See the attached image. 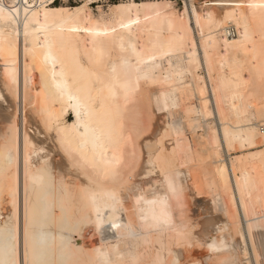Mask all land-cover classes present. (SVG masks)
I'll use <instances>...</instances> for the list:
<instances>
[{"label": "bare ground", "instance_id": "6f19581e", "mask_svg": "<svg viewBox=\"0 0 264 264\" xmlns=\"http://www.w3.org/2000/svg\"><path fill=\"white\" fill-rule=\"evenodd\" d=\"M182 4L0 8V264H264V0Z\"/></svg>", "mask_w": 264, "mask_h": 264}, {"label": "built area", "instance_id": "2783aa9c", "mask_svg": "<svg viewBox=\"0 0 264 264\" xmlns=\"http://www.w3.org/2000/svg\"><path fill=\"white\" fill-rule=\"evenodd\" d=\"M128 1H142V0H0V8L8 9L11 12H14L18 9H32L38 8L45 5H68L75 6L81 3L87 2L90 7L96 9L98 6H106L119 2H128ZM180 3L183 0H174L176 3Z\"/></svg>", "mask_w": 264, "mask_h": 264}, {"label": "rangeland", "instance_id": "374dc122", "mask_svg": "<svg viewBox=\"0 0 264 264\" xmlns=\"http://www.w3.org/2000/svg\"><path fill=\"white\" fill-rule=\"evenodd\" d=\"M171 1H174V0H171ZM112 4H110V5H106V6H102V7H97L96 9H94V8H92V7H90V11L93 13V15L94 16H96V17H107L108 16V14H109V9H110V6H111ZM175 6H176V10L178 11V12H180V10L182 11V7H183V4L182 3H180L179 1H177L176 3H175ZM71 7V6H70ZM73 7V6H72ZM262 103H264V101L262 102ZM264 106V105H263ZM262 106V107H263ZM257 113H259V111H257ZM180 115V114H179ZM178 115V116H179ZM183 115V114H182ZM180 116V117H183V116ZM70 117L69 118H67L68 120V122H72V115L70 114L69 115ZM255 121H264V114H256L255 115V119H254ZM185 121V118H182V120H181V122H184ZM190 129H187L186 131H185V134H184V136L188 139V141L190 142V143H192V139L195 137V136H197V134L198 135H200L202 132L200 131V130H196L194 133L193 132H190L189 131ZM193 135V136H192ZM191 137H192V139H191ZM191 140V141H190ZM245 154H246V152H243V154L242 155H244L245 156ZM237 155H240V154H238V153H234L232 156L233 157H235V156H237ZM205 159V158H204ZM182 168H183V170L184 169H186L187 167L186 166H181ZM181 167H180V169H181ZM186 167V168H185ZM200 173H201V175H202V170H200ZM204 182H201V184H203ZM203 186H204V184H203ZM202 185L200 186V189H201V192H202V195H201V197L202 198H204L206 201H209L210 199H212L213 198V196H214V194H213V192L211 191V189L210 188H206L205 186L203 187ZM202 187V188H201ZM205 188V189H204ZM211 192H210V191ZM207 199H209V200H207ZM257 213V214H256ZM255 214L257 215L256 217H259V216H261V213H259L258 211H256L255 210Z\"/></svg>", "mask_w": 264, "mask_h": 264}]
</instances>
